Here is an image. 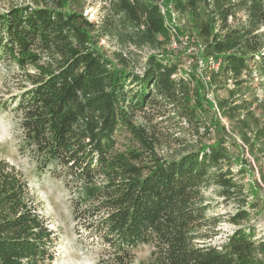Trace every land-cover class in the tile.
Instances as JSON below:
<instances>
[{
    "label": "trees",
    "instance_id": "trees-1",
    "mask_svg": "<svg viewBox=\"0 0 264 264\" xmlns=\"http://www.w3.org/2000/svg\"><path fill=\"white\" fill-rule=\"evenodd\" d=\"M100 1L98 21L86 0H24L0 14V61L17 68L20 90L0 106L14 104L18 153L62 179L96 264H264V238L244 224L259 186L243 179L254 172L246 153L264 165V0ZM170 11L188 16L203 66L218 64L202 80L176 77L178 64L155 54L138 74L99 46L159 50ZM162 109L174 123L157 120ZM210 188L237 206L217 245ZM56 244L22 171L0 157V264H53Z\"/></svg>",
    "mask_w": 264,
    "mask_h": 264
},
{
    "label": "rangeland",
    "instance_id": "rangeland-1",
    "mask_svg": "<svg viewBox=\"0 0 264 264\" xmlns=\"http://www.w3.org/2000/svg\"><path fill=\"white\" fill-rule=\"evenodd\" d=\"M86 1L84 16L88 20L98 21L99 17L103 15L101 8L104 3L100 0ZM23 3H25L24 0H0V14L12 5ZM187 19L188 16L177 17L174 15L173 18L170 16V22L175 27L176 34L171 37L168 45L159 50H151L148 47L136 48L133 46L123 48L113 39L107 38L101 39L99 46L111 58L115 57V53L121 52L124 56L129 57L132 63H134L132 70L138 74L142 73L147 56L155 54L169 60V62L178 64L180 70L176 77L195 75L199 76L202 80L208 74L207 72L212 69L214 63L213 61H209L203 66L202 56L195 43L196 39L190 34L184 24ZM182 71L186 72V74H182ZM17 75L18 70L14 65H4L0 61V102L20 92L19 86L15 82ZM206 97L211 100L212 94L209 93ZM13 107L14 104L7 109H3L0 106V157L14 164L22 171L29 188L39 201L40 212L43 218L50 230L57 237L53 264H96L98 250L88 240L78 238L75 234L70 197L63 185L62 179L54 178L47 172L38 175L35 172L34 161L30 157L18 153L17 147L21 139V132L17 126L18 119L16 114L12 111ZM162 111L163 116L157 120L166 119V123H174L172 122L173 114L168 113V109H162ZM222 123L225 124L226 122L222 120ZM251 164L254 171L253 175H245L243 179L244 182L248 180L256 181L259 186V199L255 202L258 205L257 208L248 210L250 217L244 224L254 229L256 238H264V165H261L259 168L258 165L256 166L252 162ZM260 174L263 176L262 179ZM204 194L209 200L208 203L211 204L209 213L217 215L220 218V223L214 230L216 236L212 241L213 244L217 245L235 229L230 219L235 213L237 206L224 201L213 188L208 189ZM150 251L151 247L149 245L139 246L134 252L135 262L138 263L147 259Z\"/></svg>",
    "mask_w": 264,
    "mask_h": 264
},
{
    "label": "built area",
    "instance_id": "built-area-1",
    "mask_svg": "<svg viewBox=\"0 0 264 264\" xmlns=\"http://www.w3.org/2000/svg\"><path fill=\"white\" fill-rule=\"evenodd\" d=\"M161 12H162V14H164V9H163V8H161ZM174 15L178 17V15H177L176 13L170 11V16H172V18H173ZM170 16H167V17H166V19H165V25L167 26L170 35H171V36H174V35L176 34V31H175V27H174V26L172 25V23L170 22ZM213 67L216 69V68L218 67V64L215 63V64L213 65ZM245 157H246L247 159H249L250 163H251V162L253 163V161L251 160V158L249 157V155H248L247 153L245 154ZM253 164H254V163H253Z\"/></svg>",
    "mask_w": 264,
    "mask_h": 264
}]
</instances>
